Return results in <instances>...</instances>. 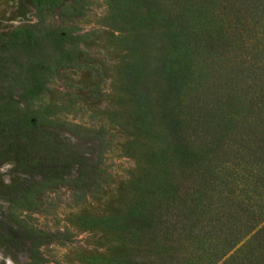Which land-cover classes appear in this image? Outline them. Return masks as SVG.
Listing matches in <instances>:
<instances>
[{"label":"trees","instance_id":"obj_1","mask_svg":"<svg viewBox=\"0 0 264 264\" xmlns=\"http://www.w3.org/2000/svg\"><path fill=\"white\" fill-rule=\"evenodd\" d=\"M128 1L152 40L156 119L177 181L162 205L120 215L137 241L118 261L264 264V0ZM90 5L30 0L35 23L0 37V153L29 146L41 170L39 179L6 192V215L28 242L23 264L44 263L39 247L59 231H42L18 211L37 208L45 190L67 187L80 201L108 180H98L48 131L60 126L94 140L99 156L96 130L54 121L32 106L59 68L76 63L85 36L67 22ZM55 9L60 24L52 27L46 20ZM74 162L76 173L68 175L64 168Z\"/></svg>","mask_w":264,"mask_h":264},{"label":"rangeland","instance_id":"obj_2","mask_svg":"<svg viewBox=\"0 0 264 264\" xmlns=\"http://www.w3.org/2000/svg\"><path fill=\"white\" fill-rule=\"evenodd\" d=\"M89 1L84 15L67 22L85 36L76 63L59 68L32 106L54 121L96 130L102 141L99 156L96 141L75 138L60 126L48 129L75 161H87L98 180L105 174L108 180L80 201L67 187L45 190L37 208L18 211L42 231H59L56 240L39 247L42 264H121L118 257L137 237L125 232L120 215L162 205L177 181L167 135L156 119L152 40L128 0ZM34 23L30 0H0V37ZM46 23L60 24L58 10L49 13ZM36 158L29 146L0 153V264L26 260L28 242L6 215V192L41 177ZM77 167L74 162L64 171L75 175Z\"/></svg>","mask_w":264,"mask_h":264}]
</instances>
